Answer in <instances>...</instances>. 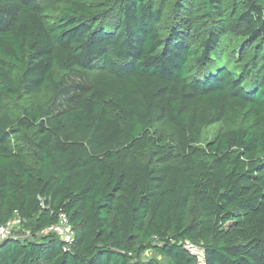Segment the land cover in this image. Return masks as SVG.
I'll return each mask as SVG.
<instances>
[{
  "label": "trees",
  "instance_id": "1",
  "mask_svg": "<svg viewBox=\"0 0 264 264\" xmlns=\"http://www.w3.org/2000/svg\"><path fill=\"white\" fill-rule=\"evenodd\" d=\"M48 4L0 0V264H264V0Z\"/></svg>",
  "mask_w": 264,
  "mask_h": 264
},
{
  "label": "built area",
  "instance_id": "2",
  "mask_svg": "<svg viewBox=\"0 0 264 264\" xmlns=\"http://www.w3.org/2000/svg\"><path fill=\"white\" fill-rule=\"evenodd\" d=\"M59 219H60L59 223L47 228L46 230L41 232V234L44 235L49 232H52L54 234H57L60 237V239L66 244H72L74 241V235L68 216L63 213L60 215ZM22 225H23L22 219L15 218L9 221L7 224L1 226L0 245L11 237L21 238L22 236L20 235V233L18 234L17 230L18 228H22Z\"/></svg>",
  "mask_w": 264,
  "mask_h": 264
},
{
  "label": "rangeland",
  "instance_id": "3",
  "mask_svg": "<svg viewBox=\"0 0 264 264\" xmlns=\"http://www.w3.org/2000/svg\"><path fill=\"white\" fill-rule=\"evenodd\" d=\"M50 2H51V0H42L43 5H46V6L49 5L48 3H50ZM215 127H216V125L212 126V128L209 131H207L206 136H205L206 140L212 139V137L214 135V131L213 130L215 129ZM17 232H18V234L20 233V235L22 236L21 239L30 238L29 232L28 231L25 232L24 230L22 231V228H18ZM187 248H188V250L191 253H193V254L198 256L200 264H205L204 263V255H203V251L202 250H199L198 248H195V247H193L191 245H188ZM154 257H157V256L152 251H147V252H145L142 255V259L143 260H148V259L154 258Z\"/></svg>",
  "mask_w": 264,
  "mask_h": 264
}]
</instances>
